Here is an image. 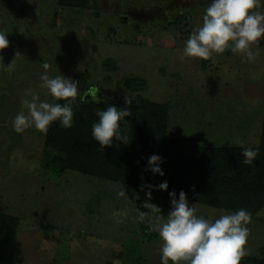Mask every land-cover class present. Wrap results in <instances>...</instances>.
Segmentation results:
<instances>
[{
  "label": "rangeland",
  "instance_id": "1",
  "mask_svg": "<svg viewBox=\"0 0 264 264\" xmlns=\"http://www.w3.org/2000/svg\"><path fill=\"white\" fill-rule=\"evenodd\" d=\"M210 2L91 0L86 9L61 6L57 0H0V31L9 40L0 51V210L22 218L15 264H140L141 256L142 264H161L159 235L149 241L139 230L137 202L144 207L148 190L74 170L59 174L52 166L54 154L45 146V133L34 127L20 134L12 130L13 117L20 111L27 114L23 100L36 94L40 101L55 103L41 87L43 62L50 65V77L77 81L78 95L84 98L93 99L94 92L97 97L126 92L132 98L168 102L172 137L260 142L264 40L254 62H241L231 51L206 60L183 56L185 40L202 24ZM82 73L86 83L76 77ZM127 77L142 78L146 84L128 88L123 84ZM85 86L89 90H82ZM247 106L253 113L248 130L231 128L222 117L212 116L236 112L230 119L238 124ZM206 119L214 122L208 125ZM121 190L124 197L117 195ZM150 202L165 217L171 210V197L161 193L152 192ZM188 202L195 204L198 215L213 220L231 212ZM248 228L247 254L262 256L264 209L251 217ZM139 238L143 241L138 245ZM119 250L120 261L114 257Z\"/></svg>",
  "mask_w": 264,
  "mask_h": 264
},
{
  "label": "trees",
  "instance_id": "2",
  "mask_svg": "<svg viewBox=\"0 0 264 264\" xmlns=\"http://www.w3.org/2000/svg\"><path fill=\"white\" fill-rule=\"evenodd\" d=\"M58 5L91 8V0H57ZM57 16V12H55ZM77 79L86 83V75ZM123 84L128 88L142 87V78L127 77ZM89 90L85 86L82 90ZM135 90V89H134ZM63 104L64 100H55ZM125 105L123 96L108 92L99 103L78 95L73 104V124L63 128L53 122L45 134V146L52 151V166L59 174L66 170L78 171L92 177L118 182L133 189L149 190L147 185H158L163 181L168 189L152 192L168 198L175 191L177 198L183 190L189 201L207 204L234 212L246 208L251 217L264 206V120L255 163L243 165L242 149L237 146H207L189 137H172L169 133L171 107L168 102L153 101L144 96L132 99L131 116L122 123V130L129 143L117 142L101 149L92 137V125L98 122L96 111L109 105ZM159 154L163 158L161 167L165 175L153 174L148 169V157ZM142 186H144L142 188ZM145 212L139 221L143 239L151 241L158 234L150 227V220L142 201L137 202V216ZM22 218L0 210V264H15L18 250V233ZM138 239V245L142 244ZM142 264V256L137 259ZM108 264H111L110 262ZM240 264H264L262 256L246 254Z\"/></svg>",
  "mask_w": 264,
  "mask_h": 264
},
{
  "label": "clouds",
  "instance_id": "3",
  "mask_svg": "<svg viewBox=\"0 0 264 264\" xmlns=\"http://www.w3.org/2000/svg\"><path fill=\"white\" fill-rule=\"evenodd\" d=\"M261 40H264L262 0H211L204 10L202 24L185 40L183 56L206 60L214 53L231 51L240 55L241 62H254L258 55L255 49ZM8 45L7 33L0 31V51ZM41 67L44 69L40 75L41 87L47 88L55 100H64L65 103L40 101L36 94L31 100H23L27 114L20 111L12 119V130L18 134L32 127L46 134L49 126L56 121L63 128L72 127L73 104L78 96L77 81L65 75L50 77L48 62H43ZM101 99L93 93L96 103ZM132 99L125 92L123 100L127 107L111 104L104 110L96 111L98 122L93 123L91 134L101 149L112 146L114 138L117 142L129 143L122 123L131 116ZM237 146L242 149V164L253 165L259 148L243 144ZM162 162L159 154H152L148 157V169L163 176ZM147 187L149 199L144 202V207L149 210L150 227L158 233L162 242L161 264H240L241 258L247 254L245 245L251 220L248 209L242 207L234 212H225L213 220L198 215L195 204H189L186 193L181 190L178 198L175 191L169 193L171 210L165 217L162 209L150 200L152 189L166 191L168 182L148 184ZM117 195L124 197L125 192L121 190ZM145 215V212H140L138 219L143 221Z\"/></svg>",
  "mask_w": 264,
  "mask_h": 264
},
{
  "label": "crops",
  "instance_id": "4",
  "mask_svg": "<svg viewBox=\"0 0 264 264\" xmlns=\"http://www.w3.org/2000/svg\"><path fill=\"white\" fill-rule=\"evenodd\" d=\"M17 1V3L18 2H20L21 0H16ZM30 2V0H24V3H29ZM262 6H264V3H262ZM33 9V11H36L35 10V7H33L32 8ZM259 46H263V45H259ZM259 46L256 48V49H258L259 48ZM255 49V50H256ZM238 95H240V94H237V95H234V97H236L237 99H239L240 97L238 96ZM241 97H243L242 95H241ZM214 98H216V99H218V95H216V97H214ZM241 99H243V98H241ZM248 109V110H247ZM247 109L244 111H242V113L240 112V117H242V119H240L239 120V122H238V124H237V121L236 122H232L231 121V117H235V113L236 112H231V111H228V112H225L224 114H221L219 111H217V113H212V116L214 117V120H215V116H220V117H222L223 118V120H222V122H224L225 123V125L226 126H229V127H231V128H234V127H240V128H246V130H248V126H249V123H250V118H251V114H253V113H250V110H249V107L247 106ZM204 114H202V116H203ZM230 119V120H229ZM204 120V119H203ZM207 120V119H206ZM214 120L213 119H208L207 120V124L208 125H210V124H212L213 122H214ZM205 121V120H204ZM234 125V126H233ZM170 132V131H169ZM231 132H234V130H231ZM230 132V133H231ZM221 136V135H220ZM216 139H217V142H215L213 139L212 140H210V139H207V138H205L204 136L203 137H201L200 138V140L198 141L199 143H201V144H204V145H207V146H234V145H240V144H243V142H242V140H240V142L239 143H237V144H234L233 143V141H232V143L231 142H229V143H225L223 140H222V138L221 137H216ZM229 140H232V137H229L228 138ZM227 139V140H228ZM228 142V141H227ZM217 143H221L220 145H217ZM259 144V142L258 143H256V144H254V145H250V146H255V145H258ZM244 145V144H243ZM246 145V144H245ZM248 145V144H247ZM262 209H264V206H263V208ZM262 209L259 211V213L260 212H262ZM83 232H86V229H83ZM19 243V242H18ZM17 253H18V250H17ZM121 250H119L118 252H116L115 254H114V257H116V258H118L119 259V261L121 260ZM18 255V254H17ZM108 261H110V260H108ZM107 261V262H108ZM106 262V263H107Z\"/></svg>",
  "mask_w": 264,
  "mask_h": 264
}]
</instances>
